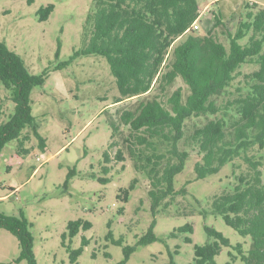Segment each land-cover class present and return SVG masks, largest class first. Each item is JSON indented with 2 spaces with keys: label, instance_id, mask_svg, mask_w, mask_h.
Returning <instances> with one entry per match:
<instances>
[{
  "label": "trees",
  "instance_id": "obj_1",
  "mask_svg": "<svg viewBox=\"0 0 264 264\" xmlns=\"http://www.w3.org/2000/svg\"><path fill=\"white\" fill-rule=\"evenodd\" d=\"M241 10L234 32L213 13L212 27L199 35L191 29L201 16L196 0H93L89 34L74 56L104 57L119 92L104 111L110 129L104 163L131 160L135 171L148 180L153 215L186 194V186L177 190L174 180L190 154L197 158V181L231 164L235 183L211 199L210 212L237 234L251 238L247 252L234 246L243 264H264V7L243 0ZM51 11V6L41 8L39 19L45 20ZM242 65L257 69L243 72ZM46 74L31 75L19 56L0 42V152L15 141L12 160L19 164L33 151L32 138L41 152L46 147L30 107V92L44 83ZM8 101L13 111L4 121ZM135 183L119 191L120 201L127 202ZM91 227L88 221H70L68 236ZM0 229L17 239L18 261L37 264L23 218L0 212ZM204 229L207 242L194 246V263L216 264L215 257L229 240L212 227ZM178 231L191 233L192 226ZM155 240L150 228L138 244ZM87 243L83 237L82 246ZM113 243L121 245L122 239ZM67 251L69 264H75L82 247ZM132 251L130 246L123 248L125 259ZM229 256L226 264H235L237 256Z\"/></svg>",
  "mask_w": 264,
  "mask_h": 264
},
{
  "label": "rangeland",
  "instance_id": "obj_2",
  "mask_svg": "<svg viewBox=\"0 0 264 264\" xmlns=\"http://www.w3.org/2000/svg\"><path fill=\"white\" fill-rule=\"evenodd\" d=\"M196 1L201 13L197 34L204 35L212 27L213 13L234 32L243 0ZM250 1L264 7V0ZM47 6L52 11L40 20L39 10ZM92 7L93 0H0V42L19 56L31 75L47 73L44 83L30 92L31 114L39 124L45 150L41 152L37 139L32 138L34 149L19 164L12 160L15 141L2 149L0 212L27 222L37 264H69L68 247H82L75 264H195L194 246L207 242L204 226L229 240L215 257L216 264L229 262L230 253L237 256L235 264H243L234 246L239 244L247 252L251 238L237 234L210 212L211 199L235 183L231 164L197 181V158L190 154L174 180L175 189L186 186V194L153 215L148 180L135 171L131 160L104 163L103 153L110 142L104 111L111 108L119 92L104 57L74 56L89 34L87 17ZM59 64L64 65L58 68ZM255 69V65L241 67L243 72ZM178 86L185 88L179 82ZM6 105L4 121L13 111L10 101ZM99 178L108 182L101 183ZM133 181L127 202L120 201L119 191ZM76 220L88 221L92 227L69 238L67 224ZM187 224L192 226L191 233L178 231ZM150 228L156 240L138 244ZM83 237L88 241L85 246ZM118 239L121 245L113 243ZM125 246L133 248L127 259ZM19 253L17 239L0 229V264H27L17 260Z\"/></svg>",
  "mask_w": 264,
  "mask_h": 264
},
{
  "label": "built area",
  "instance_id": "obj_3",
  "mask_svg": "<svg viewBox=\"0 0 264 264\" xmlns=\"http://www.w3.org/2000/svg\"><path fill=\"white\" fill-rule=\"evenodd\" d=\"M192 30L194 31H198L199 30V21L197 20L196 22H194V24L192 25Z\"/></svg>",
  "mask_w": 264,
  "mask_h": 264
}]
</instances>
